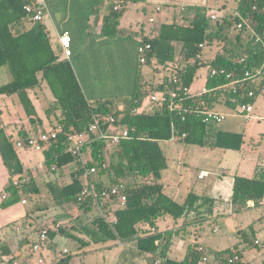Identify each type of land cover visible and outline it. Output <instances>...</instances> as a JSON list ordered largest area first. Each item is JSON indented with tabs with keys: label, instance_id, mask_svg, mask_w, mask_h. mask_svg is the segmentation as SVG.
<instances>
[{
	"label": "trees",
	"instance_id": "16d2710c",
	"mask_svg": "<svg viewBox=\"0 0 264 264\" xmlns=\"http://www.w3.org/2000/svg\"><path fill=\"white\" fill-rule=\"evenodd\" d=\"M34 2L36 0H0V67L7 65L13 76L10 82L0 86V93L18 94L26 113L34 120L37 111L29 96V90L45 82L52 91L55 100L47 108L48 117L51 118L60 111L57 117L62 129L58 141L44 152L45 164L49 169L53 165L61 168L78 159L64 151L66 136L71 132L86 131L95 117L103 120L114 116L118 124L133 127V137L116 144L111 154L107 152L104 141L87 145L93 158L89 165L95 164L98 167L96 185L99 190L105 184L111 185L118 179H126L129 174L133 176V181L131 184L127 183L126 204L116 208L115 221H108L99 212V196H82L85 187L84 167L73 170L71 182L65 185L54 179L42 188L35 184L33 176H28V184L22 187L10 184V198L6 205L17 202L22 193L35 195L38 197L37 202L45 190L54 204L68 216V220L59 226H56L58 218L43 216L44 219L34 227L38 234L44 228L49 229L48 239L42 244L40 253L46 259L43 250L52 254L47 259L50 264H70L76 255L71 250L56 248L55 238L58 235L79 242V248L83 252L91 246L112 249L120 246V242H125L114 264H200L208 253L206 248L204 252L199 250V242L189 243L182 259L169 256V244L174 231L179 232L189 224L214 221L216 202L214 198L194 191L189 192L184 201L179 202L165 192L162 171L167 168L168 160L161 142L171 140L173 133L178 136L186 133L182 140L188 144H203L205 139L213 135L212 145L215 147L240 150L244 142L243 133L222 130L215 132L212 126L214 124L202 122L189 109H212L216 103H223L225 107L234 109L239 103L254 101V98H248V92L255 90L258 94L259 87L264 86V77L243 81L236 92L228 87H220L194 99L182 101L175 109H169L162 104L156 106L154 111L132 110L141 106L151 89L163 91L174 88L182 92L184 87L191 88L197 71L203 66H209L206 86L210 89L227 83L224 76L211 74L215 67H224L236 76L239 71L254 70L261 66L264 63V0H240L238 7L242 17L263 42L255 41V35L248 27L238 28L237 25L242 19L239 15L232 18L224 16L216 25L211 26L209 19L213 8L206 4L192 6L194 15L189 23L181 18L161 22L158 33L154 36L145 34V22L139 24L138 30L121 26L123 10L115 9L112 5L104 17L102 33L114 36L139 35L140 43L150 44L145 63H151L155 59V64L171 65L173 74L165 75L161 82L148 90L145 89L143 79L138 76L135 88L128 96L105 98L93 103L86 98L72 63L63 57L61 45H54L44 22L33 21L31 14L25 10L26 4ZM233 24H236L237 31L229 35L226 29ZM216 32L220 33L219 38L224 44L223 51L217 52L212 59L200 58L198 55L203 52V48L214 43ZM176 42L182 43L178 61ZM201 43L204 44L203 47L200 46ZM242 57L245 61L240 62ZM174 78H177V82H174ZM0 154L11 177L24 174L25 169L17 148L2 127L1 111ZM104 162L107 163L106 167H103ZM112 172H115V176L110 178ZM263 198L264 164L257 165L252 177L234 175L231 197L234 205L244 208L249 200L259 202ZM108 204V201H104L106 211ZM45 208L48 206L40 207L42 210ZM74 210L77 214L72 216ZM166 216L174 221L183 218L186 221L177 229L161 230L158 222ZM252 232V225L240 229L239 242L215 253L218 264H244L240 260L230 263L229 258L240 255V244L254 242L251 238ZM35 242L32 243L29 255L10 258L9 262L13 259L32 261ZM149 253L155 254V258L144 261Z\"/></svg>",
	"mask_w": 264,
	"mask_h": 264
},
{
	"label": "rangeland",
	"instance_id": "374dc122",
	"mask_svg": "<svg viewBox=\"0 0 264 264\" xmlns=\"http://www.w3.org/2000/svg\"><path fill=\"white\" fill-rule=\"evenodd\" d=\"M209 3L215 5V11L219 18L224 16H229L232 18L238 13V7L240 0H209ZM192 9V8H191ZM151 11L143 12L142 9H137L135 6L129 5L125 11L123 10V15L121 18V26H136L137 23L145 22L147 25L148 16ZM166 14V13H165ZM166 19H171V14H167ZM211 26L216 25L217 21L209 19ZM225 28V27H224ZM227 32L229 35H233L236 31V24L231 27H227ZM220 33L216 32V38L213 44L206 45L203 48V53L205 58H211L215 55V52L221 48L222 41L219 38ZM224 46V45H223ZM92 45L87 44V42H82L81 49L83 50V58H91ZM176 60L178 61V51L176 53ZM73 69L75 73L80 75L81 84L84 83L83 79H86L90 75V66L82 65V68H78L72 62ZM142 73L145 80V89H150L151 86L156 85L161 82L165 75L171 76L173 74L172 67L164 66L161 64L142 63ZM209 71V66H203L198 71L194 78L191 86L192 91L202 90L206 86L207 73ZM12 79V73L7 65L1 67L0 69V85L7 83ZM83 85V84H82ZM48 87V86H47ZM153 90L148 92V95ZM47 92L50 99H54L52 91L48 87ZM148 97L145 98L147 103ZM51 102L44 101L37 103V115L41 118L42 127L47 130L55 129L58 127V117L60 111L53 114L51 118L48 117L47 108ZM19 106L22 111V119L28 120V114L26 113L21 102ZM255 109L253 114L259 117H252L247 119L243 115H228L222 122L212 125L214 127L213 131H234L241 132L244 135V142L240 150L233 149H223L215 147L212 145L211 136L205 139L203 144H188L182 139H172L161 142V147L167 156L168 166L162 171V181L164 182V190L172 195L176 200H180L179 194L185 195L188 191H197L200 185L206 184L212 177L213 173L217 170H229L230 173H238L246 176H253L255 169L258 164H264V93H260L258 97L254 100ZM213 109L230 112L229 108L225 107L222 103H216ZM36 115V116H37ZM3 119H8L6 114H3ZM6 128L13 132L12 123L5 121ZM21 151L22 160L27 166H31L32 163L39 164V162H45V155L42 151H37L34 149H27L19 147ZM78 163L74 162L69 165L70 168H74ZM58 169V168H57ZM56 169V170H57ZM43 178L49 179L55 176L56 170L49 169L45 164L43 166ZM203 175V178H198L199 174ZM126 182L131 184L133 181V176L129 174L126 177ZM40 183V178L38 179ZM42 195L38 200L35 195H28L27 204L23 205L25 214L29 213L31 216L29 218L37 219L40 217L50 216L49 218H58L57 224H62V221L68 219V216L63 214L61 209L54 204V202L47 196V191L44 190ZM37 198V199H36ZM39 203V204H38ZM47 205L48 208L40 209L41 206ZM264 206L259 205L252 210L239 211L237 219H232V216L228 214V209L219 210V215H216L214 221H206L202 224H189L185 226L179 232L173 233L171 242L169 244V256L176 259H182L185 256L187 246L189 243L199 242L205 245L207 251V257L209 264H218L215 259V253L219 250H224L228 247H232L238 241H240L237 234V230L234 227V223H237L239 227L246 226L247 223L252 219L253 215L259 218L264 214ZM263 210V211H262ZM77 214L76 210L73 211V215ZM170 222V228L173 227L174 220L170 217H166ZM185 219H181L180 222L183 224ZM190 220V219H188ZM162 230L166 229V222L164 218H161L158 222ZM215 226L218 227V231H214ZM9 237L6 240H0V264H10L7 259V252H9L12 242H16L17 251L21 253L22 257L24 255L30 254L32 250V243L39 238L38 231L36 229H31L28 231L27 239H22L24 232H16L10 228ZM173 230V229H171ZM12 235L13 238H10ZM259 240H264V225L259 227L257 233ZM251 238L254 239L253 234ZM56 248L58 250H63L67 248L71 250L72 253L76 255L71 260L72 264H111L116 259L121 251V246H115L112 249H107L106 247L91 246L85 248L84 252L79 248L80 244L66 236L58 235L55 238ZM260 246V245H259ZM95 248V249H94ZM256 246L247 249V254L256 253ZM44 255H46L49 260L52 256L48 250H43ZM262 253V254H260ZM258 253L257 262L259 264H264V250ZM40 252H33L32 259L36 260ZM155 258V254L149 253L145 261H150Z\"/></svg>",
	"mask_w": 264,
	"mask_h": 264
},
{
	"label": "crops",
	"instance_id": "0c3cea01",
	"mask_svg": "<svg viewBox=\"0 0 264 264\" xmlns=\"http://www.w3.org/2000/svg\"><path fill=\"white\" fill-rule=\"evenodd\" d=\"M37 1L40 0H36V2ZM43 2L47 6V12L44 16L43 22L46 26V30L50 36V40L52 41V43L54 45L60 44L59 34L64 30H68L71 34L73 50V55L70 59V62H73L78 70L79 68H82L83 64L84 66H90L91 68V70H89V77L83 79V85L80 81V75L78 73L76 75L82 86L86 98L92 103L105 98L128 96L134 90L138 76H140L145 82L141 67V64L145 62L140 61V54L138 51V47L140 45V36H114L102 33L101 27L104 17L109 13L110 7L112 5H117L119 6L118 8H122V10L124 11L129 5L135 6L137 7V9H142L143 12H147L148 10H150L151 12L148 16V22L150 24H144L145 34L149 36H154L158 33V26L163 21L171 22L175 18H181L184 22L189 23L194 15V11L193 9H191L194 5H209L213 8V13L217 14V12L215 11V5L210 4L209 0H43ZM157 6H161L160 11H156ZM167 14H171V19H166V17H168ZM237 15L242 17L240 11H238ZM151 17L155 18L154 22H150L149 19ZM139 24L140 23H137L136 26L129 25L123 27H131L133 30H138ZM29 26L30 24H28V27ZM82 42H87L88 46L92 45L91 49L89 50L93 51V54L89 59L83 58V50L81 49ZM223 45L224 44H222L221 48H219L215 52V55L217 52L223 51ZM175 46L176 50L179 53L182 43L176 42ZM214 56H212L211 58H205L204 53L202 52L199 57L204 59H212ZM152 62L155 63V59H153ZM47 89V84L45 82H42L34 89L29 90V96L33 104L35 105L36 111L37 103L44 102L45 100L48 102L55 100V98L53 100L50 99ZM198 91L191 90V92L193 93H197ZM19 103L20 99L18 94L0 93L2 127L4 128L8 136L11 137L14 144L16 141L22 139L23 136L27 137L31 134H38L46 130L42 127V121L41 118L38 117V115L35 116L34 120L30 119L29 115L28 120L22 119L23 116L21 109L23 108H20L21 106H19ZM3 114H6V116L8 117V119H6L8 122L14 124V127L12 129L13 132L9 131L6 128V120L3 119ZM256 116L259 117L258 115ZM211 138L213 143L214 136L211 135ZM16 148L25 169L24 174L29 177L33 176L35 184L41 186L42 188L48 181L54 179L60 182L62 185L70 183L72 180L71 172L75 169H79L82 166L81 160L77 159L74 162L78 163V165L74 166V168L69 167V165L74 162L65 164L61 168H56L57 170L55 169L56 171L54 172L56 174L53 178L46 179L42 177L44 173L43 166L45 165V162H39V164L32 163L31 166H27L22 160L19 147ZM235 174L238 173H230L229 170H217L216 173H213V177L206 184L200 185L199 189L197 191H194L198 194L208 195L215 199V218L216 215L220 214V209L224 210V208H227L228 214L232 216V219L236 220L239 211L252 210L260 205L259 201L254 207L246 205V207L240 208L239 206L234 205L231 202ZM199 175L202 174L200 173ZM199 175L198 178H203V175L200 177ZM39 178L40 183L38 182ZM10 179V172L0 154V240H6L9 237V230H7V228H10L16 232L23 231L24 235L22 236V239H27L28 231L34 229L36 224L41 222L44 218L40 217L37 219H32L29 218L31 216L29 213L25 214L23 205L27 204L29 200L27 195L28 193H22L20 199L17 202L12 203L11 205H6L7 200H9L10 198V193L8 192ZM5 190L8 192V197L6 199H3L2 194L3 192H5ZM189 192L191 191H188L187 193H185V195H182V193H180V200L177 201H184ZM167 194L170 195L169 193ZM170 196L175 199L172 195ZM22 198H26L27 202L22 203ZM263 206L264 205H262V207ZM166 217H162L164 218L167 226L164 230L177 229L186 221L184 220L183 224L180 222L181 219H179L178 221H174L173 227L170 228V222ZM215 218L213 220H215ZM249 225H252V234L254 236V239L252 238V240H254L255 242V240L258 239L256 233L259 227L264 225V214H262V216L259 218H256L253 215L252 219L247 223L246 226L243 227H239L237 223H234L237 234L240 229L247 228ZM183 228H185V226ZM214 231H218L217 226H215ZM10 238L15 239L14 237H12V235L10 236ZM254 242H245L240 244L239 246V249L241 250L240 261L244 264H259L256 259L259 255L258 253L262 252L264 250V247H262L261 245H256ZM124 243L125 242H120L121 251ZM200 244L205 246L202 243ZM253 246H256L257 252L247 254V249H250ZM9 247V252H7L6 255L7 259L22 256L20 253L21 251L19 252L20 247L17 251V244L16 242H14V240L12 242V246ZM27 255H24L23 257ZM147 255L144 261L146 260ZM31 260L33 259L31 258ZM116 260L111 264H114ZM208 261H201L200 264H209ZM70 264H72V262Z\"/></svg>",
	"mask_w": 264,
	"mask_h": 264
},
{
	"label": "built area",
	"instance_id": "2783aa9c",
	"mask_svg": "<svg viewBox=\"0 0 264 264\" xmlns=\"http://www.w3.org/2000/svg\"><path fill=\"white\" fill-rule=\"evenodd\" d=\"M119 6H115L117 9ZM25 10L31 14L33 21H43L44 16L47 12V6L43 2V0L28 3L25 5ZM161 6L156 7V11H160ZM241 21L238 23V28H243L244 26L248 27L251 30L252 34L255 35V41L263 42L262 38L254 31L252 26H250L245 18L241 17ZM210 19L215 21H220L221 18L217 14H211ZM150 22H154L155 18L151 17ZM59 42L62 47L63 57L70 60L73 55L72 50V39L71 34L68 30H64L59 34ZM201 47L204 46L203 43L200 44ZM150 49V44L140 43L138 47V51L140 54V61L146 62V53ZM200 56V54L198 55ZM240 62L245 61V58L242 57L239 59ZM211 74L218 76L222 75L227 79V83L222 86H216L213 89L205 86L202 90L197 93L191 92L190 88L184 87L182 92L180 90H176L174 88L168 90L161 91H152L148 95L147 103L144 101L141 106L133 108V112H141V111H154L155 107L158 105L165 104L169 109H175L180 106V102L185 101L187 99H194L196 96L208 93L212 90H216L220 87H228L231 88L233 92L238 90V86L246 80H257L260 77H264V63L261 64L258 68L251 70L246 69L239 71L236 76H234L233 72L227 71L224 67H215L211 70ZM174 82H177V78H174ZM260 93H264V86L259 87V93L256 94L255 90H250L248 92V98L256 99ZM255 109L254 101L242 102L237 105L234 109H229L230 112H222L214 109H204L200 107H192L191 112H194L198 117L201 118L202 122L208 124H218L222 122L228 115H243L247 119H251L252 117H257L253 114ZM188 110V109H186ZM185 117H183L184 119ZM62 127L59 124L57 128L50 129L47 131H42L38 134H31L26 138H22L15 142L16 147H23L27 149H34L37 151H48L54 143H56L59 139V134ZM134 132V128H130L127 125L118 124L116 118L114 116H110L107 119H101L99 117H95L94 120L89 124L88 129L83 132H71L66 136L64 141V151L71 154L72 156L78 157L81 160V167L85 168L84 172V183L85 187L82 191V196H99L98 202V210L99 212L106 217L108 221H115V210L118 206H124L126 204L127 196L125 194V190L127 188V182L125 179H118L111 185L105 184V187L101 190L97 188L96 180L98 167L95 164L89 165L90 162L93 161L91 152L87 150V145L90 143H94L96 141H104L107 144V152L111 154L114 150L116 144L121 142L124 139L132 138V133ZM186 133H183L181 136H178L176 133L172 134V139H184L186 137ZM88 151V152H87ZM87 154V155H86ZM107 163H103V167H106ZM80 167V168H81ZM56 169V165L52 166V170ZM115 176V172L111 173V177ZM202 175H199V177ZM29 182V177L25 174L20 176H13L10 179V184L15 187H22ZM8 197V192L5 190L2 194V198L6 199ZM104 201L109 202L108 210L106 211L104 207ZM27 199L22 198V203H26ZM257 205V202L254 200H249L247 206L254 207ZM260 205H264V198L260 200ZM59 226V224H57ZM154 229V228H153ZM49 229H42L39 234L38 240L33 244V251L40 252L42 248V244H44L48 239ZM256 245H261L264 247V240H255ZM68 249L65 248L64 251ZM199 250L204 252L205 246L200 245ZM240 260V255H235L229 258L230 263H234ZM208 257H203V262H207ZM158 262V261H157ZM10 264H50V262L43 256L41 253L38 255L36 260L32 261H21L18 259H13Z\"/></svg>",
	"mask_w": 264,
	"mask_h": 264
}]
</instances>
